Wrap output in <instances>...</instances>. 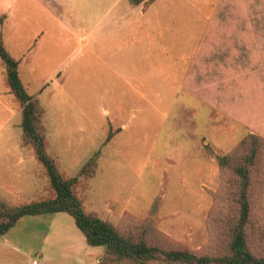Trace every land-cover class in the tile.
<instances>
[{"label": "rangeland", "instance_id": "obj_1", "mask_svg": "<svg viewBox=\"0 0 264 264\" xmlns=\"http://www.w3.org/2000/svg\"><path fill=\"white\" fill-rule=\"evenodd\" d=\"M206 1L0 0V34L43 108L47 152L67 177L97 152L76 193L133 240L225 250L236 180L215 156L258 136L248 244L264 257V28L243 26L225 0ZM131 16L150 24L154 50L132 41ZM161 50L170 76L161 75ZM3 75L0 65V198L50 197L32 150L20 145V108ZM103 253L99 264H117Z\"/></svg>", "mask_w": 264, "mask_h": 264}, {"label": "trees", "instance_id": "obj_2", "mask_svg": "<svg viewBox=\"0 0 264 264\" xmlns=\"http://www.w3.org/2000/svg\"><path fill=\"white\" fill-rule=\"evenodd\" d=\"M128 1L138 4L142 0ZM19 62L9 54L0 35V65L4 81L20 108V145L29 146L32 150L46 176L51 196L18 204L0 198V234L13 227L21 217L64 212L72 217L87 244L101 246L103 256L117 264H150L152 260H160L164 264H264V257L253 254L248 244L251 174L262 149L258 136L247 134L231 153L215 156L217 165L230 170L236 180L235 210L227 225V248L216 254L160 249L143 238L133 240L124 236L111 222L102 219L96 212L85 210L76 193L78 176H89L86 169L94 170L97 152L80 166L76 175L67 177L61 173L55 159L47 152L43 108L23 85L18 72Z\"/></svg>", "mask_w": 264, "mask_h": 264}, {"label": "crops", "instance_id": "obj_3", "mask_svg": "<svg viewBox=\"0 0 264 264\" xmlns=\"http://www.w3.org/2000/svg\"><path fill=\"white\" fill-rule=\"evenodd\" d=\"M220 1V0H219ZM203 2H207L203 0ZM229 10L241 12V23L264 28V0H225ZM139 7L137 4H131ZM134 16V15H133ZM128 24V35L134 43L148 45L152 50L154 39L147 32L150 24H138L133 20ZM197 17V16H196ZM194 17L193 25L198 27L200 18ZM120 19V16L118 17ZM149 19L147 17V23ZM256 21V22H253ZM117 25V24H116ZM115 25V26H116ZM120 29V28H118ZM138 32L144 37H138ZM1 35V34H0ZM3 40V39H2ZM161 75L168 74L171 66L164 63L167 55L164 50L157 53ZM169 76L167 79H169ZM148 80L141 81L140 87L150 89ZM168 85V84H167ZM101 246L85 242L81 232L74 225L70 215L64 212L21 217L13 227L0 234V264H99Z\"/></svg>", "mask_w": 264, "mask_h": 264}]
</instances>
